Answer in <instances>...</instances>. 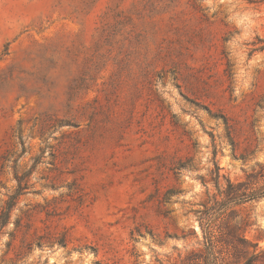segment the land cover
<instances>
[{
	"label": "rangeland",
	"instance_id": "obj_1",
	"mask_svg": "<svg viewBox=\"0 0 264 264\" xmlns=\"http://www.w3.org/2000/svg\"><path fill=\"white\" fill-rule=\"evenodd\" d=\"M262 45L264 0H0V205L31 170L0 264L178 260L214 160L264 164ZM234 208L264 246V196Z\"/></svg>",
	"mask_w": 264,
	"mask_h": 264
},
{
	"label": "trees",
	"instance_id": "obj_2",
	"mask_svg": "<svg viewBox=\"0 0 264 264\" xmlns=\"http://www.w3.org/2000/svg\"><path fill=\"white\" fill-rule=\"evenodd\" d=\"M257 48L263 49L264 45ZM224 122L228 138L231 140V126L227 121ZM15 132L14 137L23 153L24 141L21 131L18 129ZM21 153L17 154L16 158H12L13 154L6 150L0 156V170L7 168L10 162L15 163ZM216 153V149H213V160ZM214 165L216 170L212 173L211 179L215 192L209 190L208 181H201L205 187L204 198L197 203L198 208L190 210L196 219L197 229L190 227L188 233L182 235V238L193 237L196 242L172 264H264V246H259L257 242L245 238L242 234V225L234 219L235 205L264 196V164H258L259 170L250 172L247 181H226L225 185L219 181V167L215 160ZM30 173L31 170L15 176L16 189L12 194L7 195V199L0 205L1 227L8 223L11 211L17 204L18 195L27 184ZM258 180H262V183ZM170 192L171 190L167 189L165 195Z\"/></svg>",
	"mask_w": 264,
	"mask_h": 264
}]
</instances>
